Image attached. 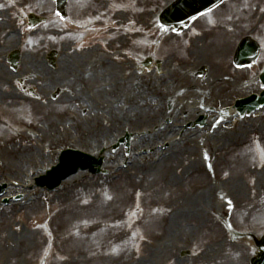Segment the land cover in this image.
Returning a JSON list of instances; mask_svg holds the SVG:
<instances>
[{
	"label": "rangeland",
	"instance_id": "1",
	"mask_svg": "<svg viewBox=\"0 0 264 264\" xmlns=\"http://www.w3.org/2000/svg\"><path fill=\"white\" fill-rule=\"evenodd\" d=\"M87 1L71 0L70 12L74 17L72 22L79 19V6ZM123 1L125 7L129 8L127 11L132 14V18H135L139 22L138 24L141 20L142 25L148 26L145 23L146 16L156 7L165 6L172 0H112L114 5ZM246 1L245 7L240 5V0H227L225 4L219 7L221 10L215 11L214 14L220 20L221 25H208L205 19L199 20L196 26H204L206 23L204 31H207V37L204 39L201 38L204 36L197 35L194 30L178 35L169 34L164 36L165 39L155 54L158 58L167 59L166 66H170L175 62L185 67L187 64L193 65L195 62L209 58L212 62V69L209 72L208 79L202 83L199 78L195 82L196 84L201 83L202 91L208 88L211 92V98L212 96L217 97L221 93L225 95L224 99H226L228 94L230 98L237 94L259 92L260 84H255L245 78L250 69L237 70L228 63L230 62L231 51L238 40L245 35H250L261 44V56L257 63L263 62L261 69L264 67V16L254 15L258 7L264 5V0ZM102 2H106V0H102ZM136 4H139L140 7H135V10L131 9ZM91 5L88 8H92ZM53 7L54 3L50 0H25L23 6L13 4L10 0H0V10L3 11V16L0 15V28L7 24L13 29L19 30L14 38L6 40V44L3 41L0 51L2 49L7 50L13 44L16 45L21 41V46H23L26 53L31 52L29 54L34 56L43 46H50L39 44L35 49H32L31 45L38 43L37 39H32L26 45L24 44L23 34L26 35V26L22 25V20L17 15L21 16L26 10L47 14L50 17L49 21L39 27H42V29L50 27L61 32V34L50 35L51 44L55 43L56 48L61 50L58 61L79 63V34H75V37H73V34L68 32V26H60L58 20L52 17ZM88 10L92 11L94 9ZM116 12V16L120 17L121 14L117 8L115 9ZM113 19L112 17L110 20ZM144 25L143 30H148ZM38 33L46 34L48 32L39 30ZM154 37L155 33L140 35L133 32L130 41L125 42L129 45L131 54L100 64L95 71L97 74L95 76L96 80L87 83L82 89L83 82L79 75L76 79H73L74 82H70L66 80L63 74V64L58 65L61 69L60 73L55 70L52 77L50 74L49 77L56 79L55 82L57 83L70 86L73 90L77 89V92H73L77 97L74 98V95L73 98H70L69 93L72 94V91H69L66 97L64 92V95L57 101L45 100L46 103H43L39 100L26 99L27 103L33 108L31 112L35 113L34 118L29 119L31 123L36 121L35 118H37V122L40 124L48 114H52L53 117L55 115L64 117L67 114L68 123L63 118V120L61 119L62 124L56 125L52 121L54 123L53 127L47 123L40 126L45 129L41 139L31 138L26 134L24 136L19 135L22 133H18L16 136L11 134V126L17 121H24L21 118L22 113H24L23 110L15 109L18 106L17 102L19 104L23 102L9 100V96L6 95L7 85L4 79L6 77L3 73L8 68L0 64V135L3 131H5L4 135L7 137L12 135L8 145L0 142V182L7 181L9 185L14 186L12 181L14 177L10 174L24 172L32 175L42 170L45 172L51 165L56 163L61 149L68 147L67 145L70 144L79 147V144L74 143V141L79 143V137L73 132L72 125L74 124L72 123L74 120L73 115H83L82 110L87 109L88 114L86 113V116H89L86 121H83V125L81 124L82 128L85 130L95 129L97 133L96 136H93L92 133L84 135L82 140L85 143L91 144L103 135L112 136L114 134L112 129L117 128L116 130H118L121 128V125H119L109 129L110 123H106L101 119L102 116V118L105 116L100 111L94 116L95 109L91 110L89 108L90 102L86 103L85 100L92 101L98 108L97 100L109 97L104 100L103 105L105 102H109L106 108L114 106L110 111L113 110L112 112L115 113V111L120 110L121 103L124 100L129 101L131 107H134L133 103L136 100L139 101L144 97L147 98L149 94L153 95L158 92L160 80L155 78L154 68H151L153 71L150 69L143 71V75L139 77L135 72L134 62L131 64V62L125 60L127 58L134 60L138 53L142 56L143 61L145 57H153L149 54L153 49L152 40ZM39 38L41 39L40 36ZM195 41H197L196 44ZM200 41L201 46L198 44ZM145 47H147L146 50H144ZM23 64L33 65L29 61L23 62ZM75 67L78 66L75 65ZM258 68L259 66L256 70ZM67 69L66 76H69L73 65H69ZM2 73L3 75H1ZM175 74L180 76L177 72ZM219 74H224L227 79L221 83L222 85L218 84V86L212 88V85H209V79ZM249 74L256 75L255 71ZM52 79H49L48 83H43L42 98L45 91L55 87V84H51ZM111 81L117 83L111 89H119L121 94L124 91L127 93L134 90L136 94H138L137 90L143 91L138 98L118 94L113 97L107 96L104 94V85H110ZM183 82L189 83L191 80L184 78ZM245 83L249 84L245 85ZM66 85H63L65 90ZM235 85H237L236 88ZM13 89H15L14 86ZM164 89L172 92L166 88ZM191 92L193 91L191 90ZM194 93H190L189 96ZM196 95L199 98L197 93ZM185 97L186 95L182 98ZM68 98L69 100L65 101ZM211 98L206 101L211 102ZM164 99L160 102H165ZM147 102L152 103L153 106L155 105L152 99H148ZM47 103L50 104L48 108L44 106ZM115 103H117L116 108ZM4 115L16 122L7 127L3 118ZM98 119L100 124L99 122L96 124V121H99ZM202 140H210L213 141L212 144L222 145L213 166V173L203 169V154L200 153L196 155L188 152L189 154H180L181 156L176 159L175 155L171 154L167 161H163L161 164L154 161L156 152L136 157V154H134L135 149H131L129 155L126 156L127 148L126 144H123L119 149L111 152L118 153L115 160H119L122 156L132 162V165L128 166L126 171L121 169L110 173L109 176H103L89 175V172L81 170L77 176H73L74 181L71 180L62 189L49 192L38 186L33 187V191L28 192L32 198L30 202L22 197V199L12 201L0 210V264H4L3 261L7 264H72L69 262V258L73 254L79 253L85 255L88 264H128L130 262L132 264L248 263V257L252 255L254 248L244 240H231L225 224H220V222L223 221V217L225 219L229 218L228 215L235 208V204L236 209H239V207L244 209L251 201L253 203L264 200V107L259 115H246L236 125L232 124L227 128H220L216 136L203 135ZM137 141V139H134L131 140V143L134 144ZM140 143L138 142L139 146ZM187 146L190 149L194 144L185 141L182 147L187 148ZM81 148L92 151L85 144ZM251 149L253 150L250 151ZM92 152H98V150ZM251 152L255 154V161L252 160ZM191 156L198 158L199 163L202 164L199 171L196 163L192 166L187 162L185 163L188 157ZM227 161L229 162L227 163ZM105 162L104 159L105 167H110L111 164L108 165V163L111 162V159ZM111 163L115 164V167H119L118 164ZM176 166H180L179 170L176 169ZM80 173H84V177L82 176L79 179ZM116 173L118 177H114ZM169 174L177 176L179 180L177 178L171 180ZM14 179L23 180V178ZM24 181L19 182L24 183ZM209 186L215 189L216 197L217 192L223 188L227 189L232 198L233 194L236 195L233 198L235 202L233 207L230 205L227 207L220 196L217 197L218 201L222 203L220 207L210 200L196 203L194 198L197 195L201 198L205 188ZM10 191L11 194L20 193L13 192L11 189ZM180 204H183L188 211L181 220V224H179L182 234L173 233L175 224L170 223L173 207ZM244 213L245 217H242L246 218L248 213L245 211ZM258 213L257 215L254 212L252 221L246 218L244 223L238 222L235 213L234 216L232 215L235 222L233 225L236 228H251L258 233H262L264 232V209ZM50 224L54 227L51 228ZM80 224H82L83 232L79 231ZM86 226L88 227L85 228ZM71 228L76 229L74 238L65 236V231L67 229L71 230ZM48 233H51L54 243L50 253L45 256L46 251L43 252V248L47 242ZM25 235H27V243L31 246L29 250L24 249L20 244V239ZM166 239L169 241V246L163 247ZM70 240L67 249L60 248L63 246L62 243ZM205 240L210 242L206 244L207 241ZM199 247H201V250H197ZM190 248L193 249L192 255L183 257L180 263L175 261V253L189 251ZM215 256H218L219 260H216ZM213 258L214 260L211 261L210 259ZM137 259L138 262L133 263ZM106 261L108 262L105 263Z\"/></svg>",
	"mask_w": 264,
	"mask_h": 264
},
{
	"label": "bare ground",
	"instance_id": "2",
	"mask_svg": "<svg viewBox=\"0 0 264 264\" xmlns=\"http://www.w3.org/2000/svg\"><path fill=\"white\" fill-rule=\"evenodd\" d=\"M138 92L141 93V90H139ZM104 94L107 95V96H114L116 94H118L120 96H126V95H130L131 92H127L126 93L124 91L123 94H121L119 89H110V90H104ZM102 106L103 105H102V100H101L100 103H99V109H103ZM148 106H150V105L147 102L146 103L145 102H138L137 105L134 107V110L130 114L127 115L128 118H125V120L128 121V122H130V121H133L134 119L140 118V122H141V120L143 119V117H145V116L148 115L147 114L148 113V109H149ZM113 116H115L116 119H115V121L112 122V125H114V126L119 125L121 121H118L117 120L118 119L117 118V114L114 113ZM96 122L98 123V121H96ZM75 123L77 125L76 127L79 130V122L76 121ZM109 128H111V127H109ZM89 131L92 132V130H89ZM89 131L88 130H85V129H80V133L83 136L85 135L86 132H89ZM200 136L201 135H199L198 137H200ZM195 147L196 148H193V149H190V150H187L185 147L183 149H181V148L176 149V151H177V153L179 155L178 154L175 155V159L178 158V157H180L181 156L180 154H184V153H186V152L189 151L191 153H195L196 155L198 153H205V152H207L211 156L212 159L217 160V155H218L219 149L222 148V145L212 144V143H206V144L201 145L199 149H198V145L197 144H195ZM109 153L107 155H109L108 158L111 159L115 154H112V153L109 154ZM187 154H189V153H187ZM195 156H191L190 158L188 157V160H186L185 163L187 162L190 166H192L194 163H196L198 166H200L201 164L199 163L198 158H195ZM162 161H165V160H162ZM162 161L160 162L161 164H162ZM169 177L171 178V180L173 178H177L178 179V177L177 176H173V174H169ZM180 219H181V217H177L176 219L174 218L172 220V224H179L180 223L179 222ZM26 238H27V235H25L22 239H20V241H21L20 244L23 246L24 249L29 250L31 248V246L27 243ZM3 263L4 264H7L5 261H3Z\"/></svg>",
	"mask_w": 264,
	"mask_h": 264
},
{
	"label": "water",
	"instance_id": "3",
	"mask_svg": "<svg viewBox=\"0 0 264 264\" xmlns=\"http://www.w3.org/2000/svg\"><path fill=\"white\" fill-rule=\"evenodd\" d=\"M194 2H195V0H191V2L187 4V7H188L187 10L183 14H181L179 18L173 19V21L170 23H174V24L183 23L184 21H187L190 17L195 16V14L197 12L203 10L206 7L204 5H201L200 3H194ZM180 3H178V4H180ZM60 4L62 5V8L60 7V9L64 12L65 1L60 2ZM166 16L167 15H165L164 17L166 18ZM263 246H264V244H263ZM262 260H264V249L262 251L261 257L258 259V262H260Z\"/></svg>",
	"mask_w": 264,
	"mask_h": 264
}]
</instances>
